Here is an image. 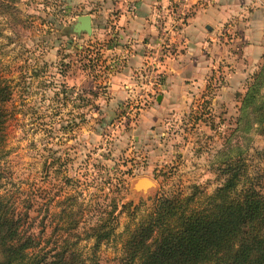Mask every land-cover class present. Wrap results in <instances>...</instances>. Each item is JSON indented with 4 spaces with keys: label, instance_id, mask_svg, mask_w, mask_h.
I'll return each instance as SVG.
<instances>
[{
    "label": "rangeland",
    "instance_id": "rangeland-1",
    "mask_svg": "<svg viewBox=\"0 0 264 264\" xmlns=\"http://www.w3.org/2000/svg\"><path fill=\"white\" fill-rule=\"evenodd\" d=\"M71 3L19 0L0 12V78L11 92L0 197L28 215L42 248L66 245L83 264H122L129 234L157 199L196 193L203 202L227 180V158L245 159L264 188V64L228 89L225 75L209 80L189 109L156 134L142 131L146 108L102 105V76L88 62L96 48L73 31L79 10ZM141 178L153 186L137 187ZM110 227L97 246L96 229Z\"/></svg>",
    "mask_w": 264,
    "mask_h": 264
},
{
    "label": "crops",
    "instance_id": "crops-1",
    "mask_svg": "<svg viewBox=\"0 0 264 264\" xmlns=\"http://www.w3.org/2000/svg\"><path fill=\"white\" fill-rule=\"evenodd\" d=\"M71 2L78 16L92 17V34L77 35L96 48L94 67L102 76L97 82L106 94L102 105L123 110L137 98L141 107L149 104L136 126L142 131L156 134L189 109L209 80L225 75L228 89L264 64V0H189L187 21L175 31V0ZM165 30L176 43L175 54L166 60L160 83L142 89L146 62ZM78 72L77 82L85 70Z\"/></svg>",
    "mask_w": 264,
    "mask_h": 264
},
{
    "label": "trees",
    "instance_id": "trees-1",
    "mask_svg": "<svg viewBox=\"0 0 264 264\" xmlns=\"http://www.w3.org/2000/svg\"><path fill=\"white\" fill-rule=\"evenodd\" d=\"M18 1L0 0V12H13ZM10 93L0 78V143ZM224 169L225 183L201 203L196 193L159 197L149 216L129 234L122 264H264L262 178L252 174L242 157L227 158ZM25 217L0 197V264H83L66 245L59 251L42 248L41 237L29 230ZM112 233V227L101 233L96 229V245Z\"/></svg>",
    "mask_w": 264,
    "mask_h": 264
},
{
    "label": "built area",
    "instance_id": "built-area-1",
    "mask_svg": "<svg viewBox=\"0 0 264 264\" xmlns=\"http://www.w3.org/2000/svg\"><path fill=\"white\" fill-rule=\"evenodd\" d=\"M189 0H175L174 4L176 6L174 10L173 19L175 22V25L177 27H172V31H175L178 29L179 26H182L185 24L188 18V9L186 6L188 5ZM175 42L171 38V33L169 31H164L161 38L159 39V44L156 48L153 49V52L150 54L146 65H145V74L143 73V77L141 76V79L143 78V87L149 86V85H158L160 83V80L162 79L163 74V68L165 66L166 60L175 54L176 46ZM93 49V48H90ZM98 54L96 51H93L89 54V62L92 60L97 65L98 61ZM145 78V79H144ZM137 105L138 98L134 100ZM131 101V102H134ZM130 109L133 108V103H128L126 107ZM140 106V105H138ZM141 107V106H140ZM143 108V106L141 107ZM129 110V109H128ZM143 110V109H142Z\"/></svg>",
    "mask_w": 264,
    "mask_h": 264
},
{
    "label": "water",
    "instance_id": "water-1",
    "mask_svg": "<svg viewBox=\"0 0 264 264\" xmlns=\"http://www.w3.org/2000/svg\"><path fill=\"white\" fill-rule=\"evenodd\" d=\"M73 31L76 34H80L82 32H86L88 34H92L93 31V22L90 14H84L77 17L75 24L73 25ZM153 186V182L147 178H141L137 182V187L139 186Z\"/></svg>",
    "mask_w": 264,
    "mask_h": 264
}]
</instances>
